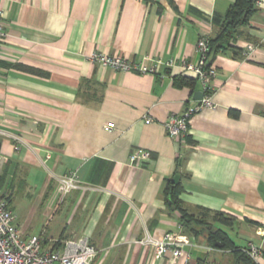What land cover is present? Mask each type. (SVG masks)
Returning a JSON list of instances; mask_svg holds the SVG:
<instances>
[{
    "label": "crops",
    "instance_id": "obj_1",
    "mask_svg": "<svg viewBox=\"0 0 264 264\" xmlns=\"http://www.w3.org/2000/svg\"><path fill=\"white\" fill-rule=\"evenodd\" d=\"M235 1L1 0L0 190L16 215L13 204H34L17 215L25 238L49 249L86 237L98 250L92 264H171L139 241L178 233L191 242L190 261L178 264H238L230 249L184 233L165 193L179 174L186 210L234 216L220 226L234 243L235 232L240 247H264V0L234 43L256 51L210 57L215 108L189 120V141L165 128L200 100L199 82L179 87L174 77L196 80L182 64L198 63L199 39L216 36ZM95 53L164 63L121 73L92 62ZM137 150L151 153L142 166L130 161ZM74 172L84 188L60 195L58 178ZM38 213L41 235L31 231Z\"/></svg>",
    "mask_w": 264,
    "mask_h": 264
},
{
    "label": "built area",
    "instance_id": "obj_2",
    "mask_svg": "<svg viewBox=\"0 0 264 264\" xmlns=\"http://www.w3.org/2000/svg\"><path fill=\"white\" fill-rule=\"evenodd\" d=\"M261 2H259L260 4ZM7 37L4 24V11L0 0V44ZM210 36H202L197 43L199 61L197 64L183 62L182 69L185 73L195 76L201 84L203 98L196 101L181 115L171 116L165 123L167 134L174 139L186 138L189 135V120L204 109L215 108L213 80L218 72L210 65ZM257 47L247 44L243 48L242 55L249 58ZM92 62L105 68H110L121 73H134L140 75L155 74L164 62L152 57L145 58L140 63L127 60L121 56L95 53L91 57ZM150 63V64H149ZM173 67L171 61L165 64ZM150 120V119H149ZM115 128L114 123L104 127L107 132ZM151 159V153L144 150L135 151L130 161L136 166H142ZM84 188L76 172L58 178V191L66 196L73 190ZM142 245H150L154 248L155 258L161 260L170 258L171 264H178L183 259L185 263L190 261V255L184 253V246L191 245L188 237L178 233H168L162 239L155 240L147 237L139 241ZM264 247L249 245L246 252L257 263L264 264ZM98 255V250L86 237L70 239L64 242L57 250L53 248L43 249L40 236L25 238L17 224V215L10 208V204L4 193L0 190V264H92Z\"/></svg>",
    "mask_w": 264,
    "mask_h": 264
},
{
    "label": "trees",
    "instance_id": "obj_3",
    "mask_svg": "<svg viewBox=\"0 0 264 264\" xmlns=\"http://www.w3.org/2000/svg\"><path fill=\"white\" fill-rule=\"evenodd\" d=\"M262 0H236L228 9L223 24L216 36L210 38V57L212 54L218 55L221 52L233 51L234 55H242L243 50L237 48L234 43L241 35V30L247 26L253 15L258 10L259 2ZM210 65L212 60L210 58ZM174 84L179 87L194 88L198 80L187 76H175ZM187 141L190 136L186 137ZM165 193L170 201L169 208L172 212L179 214V222L183 227L184 233L189 236H205L208 242L214 247L219 248L217 244L222 245L223 249H230L238 260V264H257L246 252V247L237 246L230 238L228 233L220 226L233 227L237 222L234 216H227L221 212L204 211L202 214H193L186 210L180 202L181 186L174 185L172 182L167 184ZM9 202V198L4 194ZM11 205V204H10ZM249 223H253L248 221ZM255 224V223H254ZM62 242H58L53 247L54 250L61 248ZM264 253V250H263Z\"/></svg>",
    "mask_w": 264,
    "mask_h": 264
},
{
    "label": "rangeland",
    "instance_id": "obj_4",
    "mask_svg": "<svg viewBox=\"0 0 264 264\" xmlns=\"http://www.w3.org/2000/svg\"><path fill=\"white\" fill-rule=\"evenodd\" d=\"M19 199V198H18ZM20 200V199H19ZM30 205H34V204H13V207L15 208V212L17 213V215L20 216V221L22 222V220L24 219V217L28 216L29 212L31 214L32 210L34 211V207L30 208ZM12 208V206H11ZM22 214V215H21ZM31 216V215H30ZM29 220V218H28ZM32 222L31 225V231L33 234L36 235H41L43 228L45 227V219L43 218L41 213H38L36 216H34L33 218H31L30 223ZM237 232V231H236ZM232 236L235 240V242L237 243L238 246L242 245V241L241 239H239L238 237H236L235 232L232 233ZM195 258V256H194Z\"/></svg>",
    "mask_w": 264,
    "mask_h": 264
},
{
    "label": "water",
    "instance_id": "obj_5",
    "mask_svg": "<svg viewBox=\"0 0 264 264\" xmlns=\"http://www.w3.org/2000/svg\"><path fill=\"white\" fill-rule=\"evenodd\" d=\"M194 96H195V99L198 100V99H202L203 96H204V94H203V92H196V93L194 94ZM179 181H180V175L178 174V175H176V176L174 177V179H173V183H174V184H178Z\"/></svg>",
    "mask_w": 264,
    "mask_h": 264
}]
</instances>
